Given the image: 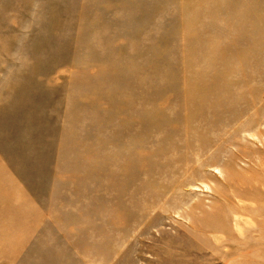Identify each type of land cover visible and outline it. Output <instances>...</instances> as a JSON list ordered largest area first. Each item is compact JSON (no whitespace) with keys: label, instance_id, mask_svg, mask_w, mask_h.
Segmentation results:
<instances>
[{"label":"rangeland","instance_id":"1","mask_svg":"<svg viewBox=\"0 0 264 264\" xmlns=\"http://www.w3.org/2000/svg\"><path fill=\"white\" fill-rule=\"evenodd\" d=\"M0 264H264V0H0Z\"/></svg>","mask_w":264,"mask_h":264}]
</instances>
